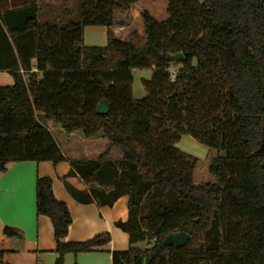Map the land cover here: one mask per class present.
<instances>
[{
	"label": "trees",
	"instance_id": "obj_1",
	"mask_svg": "<svg viewBox=\"0 0 264 264\" xmlns=\"http://www.w3.org/2000/svg\"><path fill=\"white\" fill-rule=\"evenodd\" d=\"M138 1L81 0L80 20L60 24L38 22L39 0H0V71L14 79L0 87V172L67 161L63 182L79 204L129 197V220L116 227L130 248L113 253V264H264V0H168L167 20L143 12L145 36L120 41L114 15ZM86 27L107 28V45L85 46ZM177 54L184 60L171 62ZM135 71L151 73L140 100ZM38 112L67 133L102 134L123 158L68 161ZM185 136L217 152L215 183H194L197 160L177 147ZM71 177L90 188L77 190ZM36 213L52 222L56 264L111 241L64 242L72 216L50 178L36 180ZM176 232L191 237L187 245L164 246ZM14 238L20 232L6 227L0 264ZM146 242L150 249L137 248Z\"/></svg>",
	"mask_w": 264,
	"mask_h": 264
},
{
	"label": "crops",
	"instance_id": "obj_2",
	"mask_svg": "<svg viewBox=\"0 0 264 264\" xmlns=\"http://www.w3.org/2000/svg\"><path fill=\"white\" fill-rule=\"evenodd\" d=\"M39 0L38 22L61 23L57 21H42L41 17L48 16L56 10L54 0H45L42 8ZM140 7L149 12L156 20H167L156 17L154 4L149 0H139L132 5V10ZM54 20V19H53ZM56 20V19H55ZM118 26L114 24L112 31ZM86 27L84 30V44L88 47H104L107 45V28ZM98 29V30H99ZM117 37V35H115ZM129 34L120 41L127 42ZM36 61L33 60L32 63ZM35 72V69H33ZM150 74V73H148ZM14 85V79L8 71H0V87ZM39 121L51 132L58 143L64 157L68 161L97 160L109 151L108 159L120 161L122 152L111 148L109 141L98 134L92 138H85L81 131L65 132L54 120L45 119L38 112ZM194 141L185 136L182 139ZM178 143V146L182 143ZM199 144V143H198ZM208 149V148H207ZM209 150V149H208ZM71 171L69 162L54 165L52 162H23L10 164L5 172H0V240L4 229L11 227L17 229L21 238H14L9 244L10 251L4 256L5 264H56L59 255L56 253V240L51 220L36 213V180L38 177L50 178L53 181V191L56 199L65 203L72 216V225L64 242L85 243L98 235L109 234L110 243L95 248L92 252L81 254H67L64 264H113V253L125 252L130 248V237L127 233L116 227L117 222L129 220V197L120 198L112 207H100L97 203L82 205L76 202L67 192L63 179ZM194 173V182L197 186L201 179ZM67 182L79 191L88 190V187L79 177L67 178ZM106 192L110 188H99ZM141 244L137 246L140 248ZM2 244H0V248Z\"/></svg>",
	"mask_w": 264,
	"mask_h": 264
},
{
	"label": "rangeland",
	"instance_id": "obj_3",
	"mask_svg": "<svg viewBox=\"0 0 264 264\" xmlns=\"http://www.w3.org/2000/svg\"><path fill=\"white\" fill-rule=\"evenodd\" d=\"M45 0L41 1L40 5L43 8L45 5ZM55 11L52 14H46L48 16L41 17L42 21H57L59 20L61 23L68 22H77L81 18V0H54ZM150 3L154 4L156 17L164 18L167 16L169 18L168 10V0H149ZM146 12V11H144ZM143 11L140 7L132 10V6L128 10L116 11L114 15V24L117 27L115 30V35L119 38H124L128 34L133 31H137L139 35L142 37L145 36V28L142 20ZM167 18V19H168ZM54 19V20H53ZM56 19V20H55ZM158 21V20H157ZM114 27V26H113ZM100 27H96V31H102L99 29ZM99 29V30H98ZM128 36V37H129ZM116 37V36H115ZM116 37V38H117ZM118 39V38H117ZM119 40V39H118ZM175 70V69H174ZM173 70V71H174ZM149 71H135L134 72V98L136 100H140L146 96L145 89L142 86L143 80H149L151 78V73ZM173 73V72H172ZM177 147L184 153L191 155L196 158V177L197 179H201L199 185H205L208 183H215L216 178L212 176L209 172L210 167L215 164L217 159V152L211 149H207L206 147L198 144L197 142H191L187 138L182 139V143ZM195 183V182H194ZM153 245V242H146L141 244V250L150 249Z\"/></svg>",
	"mask_w": 264,
	"mask_h": 264
},
{
	"label": "water",
	"instance_id": "obj_4",
	"mask_svg": "<svg viewBox=\"0 0 264 264\" xmlns=\"http://www.w3.org/2000/svg\"><path fill=\"white\" fill-rule=\"evenodd\" d=\"M169 60L173 63L182 62L184 60L183 54H177L169 57ZM109 112L108 102L101 101L97 107V113L100 115H106ZM190 236L184 232H176L169 234L164 240V246L175 245L176 247H184L190 240Z\"/></svg>",
	"mask_w": 264,
	"mask_h": 264
},
{
	"label": "built area",
	"instance_id": "obj_5",
	"mask_svg": "<svg viewBox=\"0 0 264 264\" xmlns=\"http://www.w3.org/2000/svg\"><path fill=\"white\" fill-rule=\"evenodd\" d=\"M173 78H174V75H173Z\"/></svg>",
	"mask_w": 264,
	"mask_h": 264
}]
</instances>
